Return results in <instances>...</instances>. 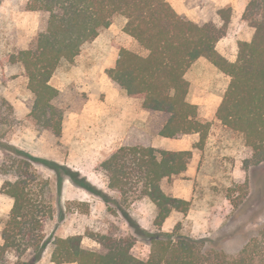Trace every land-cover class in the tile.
Masks as SVG:
<instances>
[{"label":"trees","instance_id":"trees-1","mask_svg":"<svg viewBox=\"0 0 264 264\" xmlns=\"http://www.w3.org/2000/svg\"><path fill=\"white\" fill-rule=\"evenodd\" d=\"M25 9L44 13L45 27L29 47L12 53L9 62L19 63L24 69L27 89L33 96L29 114L38 130L61 134L65 110L55 104L60 92L50 79L60 64L72 63L82 46L109 27L118 15L124 19L123 32L147 53L119 47L114 65L105 72L128 97L141 99L144 109L167 114L159 134L180 138L198 133L195 146L205 144L212 124L200 119L199 106L188 100L189 82L185 77L197 59L205 58L229 77L215 119L240 134L250 148V156L242 161L243 170L247 172L264 163V0L247 3L242 18L254 32L249 41H238L233 62L216 49L217 41L226 34L230 7L218 10L221 26L211 21L196 23L178 14L166 0H27ZM11 113L12 105L0 95L1 125L8 122ZM11 149L9 160L0 163V175L8 176L1 191L12 200L1 222L0 264H34L46 251L56 264H264V242L258 243L264 226L232 259L216 248V242L161 230L172 211L185 213L190 207L189 200L166 194L161 182L187 169L191 150L141 144L117 147L95 165L116 196L97 189L84 178L75 182L113 205L136 234L146 237L150 252L141 259L131 252L135 241L131 234L87 232L86 236L98 242L101 250L85 247L81 234L47 237L45 226L54 214L50 180L35 168L34 158ZM69 177L76 181L74 175ZM61 187L59 178L58 192ZM143 197L155 206V232L133 222L123 208L129 198ZM255 245L262 251L253 252ZM10 252L15 259H9Z\"/></svg>","mask_w":264,"mask_h":264},{"label":"rangeland","instance_id":"rangeland-1","mask_svg":"<svg viewBox=\"0 0 264 264\" xmlns=\"http://www.w3.org/2000/svg\"><path fill=\"white\" fill-rule=\"evenodd\" d=\"M26 2L0 0V95L12 105L8 122L0 124V163L9 160L14 147L34 158L35 168L49 178L54 214L45 226L47 237L81 234L85 247L101 250L98 242L86 236L87 232L131 234L135 236L132 254L146 259L150 252L146 237L136 234L113 205L75 182L84 178L97 189L116 196L107 187L106 176L95 170V165L121 145L156 143L158 127L164 123L166 113L145 111L137 118L138 126L133 123L128 126L136 120L132 117L134 108H121L119 114L113 112L117 108H81L89 99L104 103L107 87L116 90L119 99L125 96L122 88L105 77V70L114 65L119 47L142 55L147 51L123 32L124 19L115 15L109 27L86 42L72 63L60 64L51 78L52 85L60 92L55 104L65 110L61 134L38 130L29 114L33 96L27 89L24 69L19 63L9 62L12 53L29 47L45 27L46 15L26 10ZM230 51L234 53V47ZM186 79L192 86L219 91L229 81L227 75L205 58L192 64ZM213 109L199 108L200 119L212 124L201 148L195 146L198 133L177 138L181 139L180 146H188L192 151V157L186 171L163 179L161 187L168 195L189 200L190 207L185 213L172 211L161 230L204 238L211 244L216 242V248L232 259L264 226V163L250 167L247 172L243 170L242 161L250 156V148L240 134L215 119ZM7 177L0 175V243L1 222L12 205V200L1 191ZM59 178L62 179L60 192ZM123 208L140 227L151 232L158 230L153 224L155 206L148 198H129ZM262 242L264 235L260 233L258 243ZM252 251H262V247L255 245ZM8 257L15 259L12 252ZM34 264L56 263L49 260L46 251Z\"/></svg>","mask_w":264,"mask_h":264},{"label":"crops","instance_id":"crops-1","mask_svg":"<svg viewBox=\"0 0 264 264\" xmlns=\"http://www.w3.org/2000/svg\"><path fill=\"white\" fill-rule=\"evenodd\" d=\"M166 1L174 8V10L178 14L183 15L186 18L196 23L201 24L204 22L211 21L215 23L217 26H221L223 24V20L218 14V10L221 8L230 7L231 13L226 29V34L217 41L216 49L221 55H223L227 60L231 62L235 61L236 59L237 42L249 41L254 32L253 27L249 26L248 22L242 18V15L245 11L246 5L249 2V0H197V1L196 0H166ZM232 47H234V53H231L230 51ZM213 67L215 66L213 65ZM106 75L105 77L109 79V77ZM200 77H202V75ZM50 83H51V79H50ZM224 89H225L224 87H222L220 91L218 90V88L202 89L199 86H197V84L195 86H192V84L189 81L188 100L191 103L198 105L199 108H206V110L207 108H214L213 112L215 114L216 108L221 102ZM105 91H106V98L104 103H97L96 101L89 99L86 103L82 105L81 108H110V109L117 108L115 111H113L114 114H119L121 108L123 110H126L125 108H134L132 117L133 119L136 120L134 121L132 120L133 122L129 123L128 126H130L132 123L133 125L138 126L139 123L137 118L139 117V115L145 111H151V110H146L142 107V100L128 97L124 90L122 91L125 94V96L122 99H119L118 92L116 90L111 91V89L107 87L105 88ZM152 112L165 113L162 111H152ZM164 123H162L158 127V133ZM157 136L158 138H156V143L155 142L153 143V146L155 148L158 147L167 150H190L188 146L182 147L180 146V144H178V141H181V139L179 140L177 138H168L161 136L160 134H158ZM168 217L166 219H168Z\"/></svg>","mask_w":264,"mask_h":264}]
</instances>
